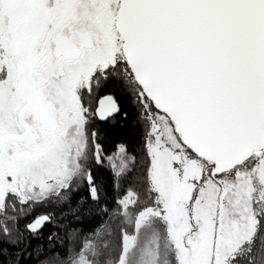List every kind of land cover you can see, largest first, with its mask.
Masks as SVG:
<instances>
[{
    "label": "snow or ice",
    "instance_id": "6c2138e0",
    "mask_svg": "<svg viewBox=\"0 0 264 264\" xmlns=\"http://www.w3.org/2000/svg\"><path fill=\"white\" fill-rule=\"evenodd\" d=\"M0 264H264V0H0Z\"/></svg>",
    "mask_w": 264,
    "mask_h": 264
}]
</instances>
